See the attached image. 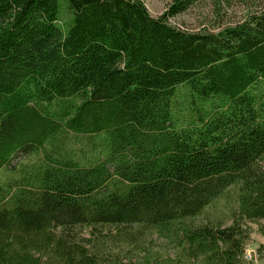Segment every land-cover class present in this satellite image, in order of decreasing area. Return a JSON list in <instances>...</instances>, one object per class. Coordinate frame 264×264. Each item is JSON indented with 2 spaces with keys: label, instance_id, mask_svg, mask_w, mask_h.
Wrapping results in <instances>:
<instances>
[{
  "label": "trees",
  "instance_id": "trees-1",
  "mask_svg": "<svg viewBox=\"0 0 264 264\" xmlns=\"http://www.w3.org/2000/svg\"><path fill=\"white\" fill-rule=\"evenodd\" d=\"M198 1L0 0V264H253L264 0Z\"/></svg>",
  "mask_w": 264,
  "mask_h": 264
},
{
  "label": "rangeland",
  "instance_id": "rangeland-1",
  "mask_svg": "<svg viewBox=\"0 0 264 264\" xmlns=\"http://www.w3.org/2000/svg\"><path fill=\"white\" fill-rule=\"evenodd\" d=\"M170 0H143L148 13L156 17L162 13L166 4ZM243 10L241 7H233L229 11L228 17H239ZM70 18L69 13L63 7L59 16L58 24L64 28ZM218 17L212 12L209 0H199L193 7L186 12L175 16L169 20L171 25L181 29L195 32L202 29H216ZM224 205L221 201L205 209L202 216L197 220L206 221L220 215H225ZM264 223V222H263ZM229 224V222H228ZM255 227V225L253 224ZM153 244V243H152ZM153 246V245H152ZM245 259L252 261L253 264H264V238L257 233H251L245 247Z\"/></svg>",
  "mask_w": 264,
  "mask_h": 264
}]
</instances>
